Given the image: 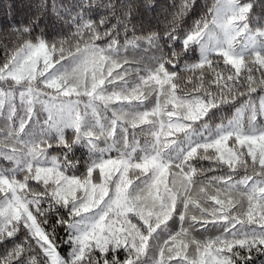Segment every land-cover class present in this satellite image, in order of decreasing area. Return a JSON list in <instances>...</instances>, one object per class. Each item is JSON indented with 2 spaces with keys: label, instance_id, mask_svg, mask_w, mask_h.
Segmentation results:
<instances>
[{
  "label": "snow or ice",
  "instance_id": "snow-or-ice-1",
  "mask_svg": "<svg viewBox=\"0 0 264 264\" xmlns=\"http://www.w3.org/2000/svg\"><path fill=\"white\" fill-rule=\"evenodd\" d=\"M50 7L55 35L45 0L0 42V264L264 258L256 0H212L191 25L197 0H179L156 29L149 0Z\"/></svg>",
  "mask_w": 264,
  "mask_h": 264
},
{
  "label": "trees",
  "instance_id": "trees-1",
  "mask_svg": "<svg viewBox=\"0 0 264 264\" xmlns=\"http://www.w3.org/2000/svg\"><path fill=\"white\" fill-rule=\"evenodd\" d=\"M45 0H0V42L7 44L11 37L7 36L3 30L9 28L18 22L25 21L30 17L38 4H43ZM49 8L44 15L40 24V28L46 31L50 36L55 35L61 30V25L52 16L50 4L52 0H47ZM69 0H56V3H68ZM155 11L149 9L144 17V27L146 29H156L158 25L162 26L165 23V15L173 11L171 5L178 4L179 0H149ZM212 0H197L198 7L195 12L186 18V25H191L193 20L199 19L206 4H210ZM254 12L257 15L264 16V0H256ZM39 31V30H38ZM2 53V49H0ZM232 110L225 108L222 112L215 114V122H219L221 118L230 117ZM77 157L84 155L82 151H77ZM219 174V173H217ZM62 252L68 251L67 247L61 245ZM256 264H264V258L258 259Z\"/></svg>",
  "mask_w": 264,
  "mask_h": 264
}]
</instances>
